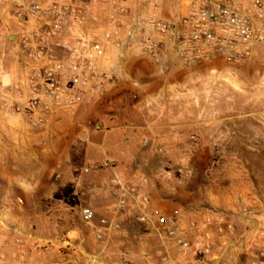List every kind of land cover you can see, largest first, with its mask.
<instances>
[{
    "label": "built area",
    "instance_id": "2783aa9c",
    "mask_svg": "<svg viewBox=\"0 0 264 264\" xmlns=\"http://www.w3.org/2000/svg\"><path fill=\"white\" fill-rule=\"evenodd\" d=\"M0 4V113L19 118L31 133L50 126L65 111L105 98L115 81L110 61L116 54L146 55L162 76L219 61L264 63V0H188L175 19L165 17L160 0L143 9H136L134 0ZM192 174L189 167L178 170L182 184ZM147 186V179L136 185L116 175L113 219L96 223L93 209L80 210L102 250L109 235L121 229L119 217L136 209L137 220L153 224L162 245H174L191 264H264V208L259 213L204 208L168 214L153 208ZM239 221L245 226L240 234ZM34 248L38 253L50 250ZM159 257L162 264H174L164 253ZM89 260L102 263L97 256Z\"/></svg>",
    "mask_w": 264,
    "mask_h": 264
},
{
    "label": "crops",
    "instance_id": "0c3cea01",
    "mask_svg": "<svg viewBox=\"0 0 264 264\" xmlns=\"http://www.w3.org/2000/svg\"><path fill=\"white\" fill-rule=\"evenodd\" d=\"M136 56L133 55L115 65L113 69L115 81L102 100L111 102L120 98L122 87L128 86L131 78L141 73L143 68L137 62ZM152 67L155 75L162 76L153 64ZM178 73L181 72L175 71L170 75ZM139 77L141 78L142 74ZM138 92L144 94L147 91L141 87ZM163 94L165 93H157L159 98H162ZM141 106L138 109L139 113L110 110L101 117L88 115L92 118L91 121L96 118L101 120L99 125L105 130V136L102 142L96 143L91 134L81 135L83 143L78 142L77 146L85 153L84 155L83 152L80 153L82 157L80 161L65 160L67 153L61 155L62 159L55 168L58 177L55 181H51L45 195L46 198L56 200L54 209L56 212L66 215L76 208L81 210L88 207L95 211L96 223L102 218L113 219L115 198L112 190L116 175L124 182L136 185L147 179L148 186L145 189L151 197L153 208L164 213L171 214L179 210L196 212L204 208L229 214L241 211L243 208L261 212L257 207L259 205L264 207V202L261 200L263 191L249 183L245 186L243 182L233 190L215 192L200 189L192 192L186 183H181L177 172H166L163 166L168 163L186 162L184 151L191 149L194 137H198L199 144H197L202 150L264 149L262 147L264 112L146 113ZM82 114L61 113L56 123L57 125L69 123ZM135 118L141 119V122H136ZM255 122L263 126H255ZM245 123L249 126L244 130L241 125ZM75 144L72 141L66 142L63 147L72 150ZM68 154L67 157L71 153ZM235 158L241 157L236 155ZM86 168H90L91 172L86 174L84 172ZM249 174L241 171L238 177L249 178L251 176ZM73 198H77V201ZM138 214L136 209H131L119 217L121 229L109 235L105 250H102L101 245L96 242L94 229L90 226L71 230L65 237L60 235L61 229L57 223L53 227L44 225L38 237L45 246H49L50 250L37 257L38 264H80L81 262L90 264L89 259L96 256L101 258L100 264H162L160 253L167 255L171 263L191 264L174 245L164 247L154 225L140 223L137 220ZM262 221L264 223V217ZM237 228L240 234L245 226L239 221ZM31 262L32 260L27 264Z\"/></svg>",
    "mask_w": 264,
    "mask_h": 264
},
{
    "label": "rangeland",
    "instance_id": "374dc122",
    "mask_svg": "<svg viewBox=\"0 0 264 264\" xmlns=\"http://www.w3.org/2000/svg\"><path fill=\"white\" fill-rule=\"evenodd\" d=\"M150 2L152 0H134V5L136 9H143L150 7ZM187 2L160 0L164 15L169 19L182 14ZM1 8L0 4V11ZM133 55H137L143 70L131 78L128 86L122 87L120 98L111 102L96 98L79 108L65 111L63 113H83L69 123L57 125L55 121L31 133L19 118L0 113V264H27L30 260L31 264H38L37 257L42 253L36 252L34 246H45L38 237L44 225L53 227L57 223L60 235L65 237L71 230L89 227L82 222L79 208L62 215L54 210L56 200L45 196L51 181L58 177L55 168L63 153L72 154L65 160H82L80 153L84 155L85 151L77 146L78 142L83 143L81 135L91 134L96 143L103 141L105 130L99 125L101 120L91 121L88 115L101 117L110 110L139 113L140 105L146 113L264 112V63L260 60L247 65L219 61L167 76L155 75L151 60L139 52H128L122 57L116 54L110 63L118 65ZM12 64H16V59H12ZM141 87L147 92L140 94ZM157 93L165 94L159 98ZM134 120L141 122L138 118ZM241 126L245 130L249 124ZM255 126L263 124L255 122ZM71 141L76 143L74 149H64L63 144ZM197 143L198 140L192 138L193 146L184 151L186 162L168 163L163 169L178 173L180 168L189 167L193 174L186 184L192 192L233 190L243 182L245 186L249 183L263 191L261 200L264 202V149L202 150ZM236 155L241 158L236 159ZM241 171L249 172L251 176L241 179L238 177ZM263 208L262 205L257 207L258 210ZM24 251L27 256H23Z\"/></svg>",
    "mask_w": 264,
    "mask_h": 264
}]
</instances>
